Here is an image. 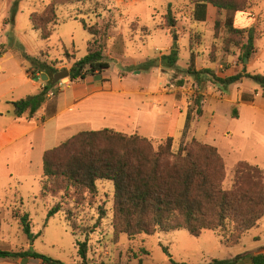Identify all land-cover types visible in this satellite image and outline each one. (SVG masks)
Listing matches in <instances>:
<instances>
[{
    "label": "rangeland",
    "instance_id": "374dc122",
    "mask_svg": "<svg viewBox=\"0 0 264 264\" xmlns=\"http://www.w3.org/2000/svg\"><path fill=\"white\" fill-rule=\"evenodd\" d=\"M258 1L253 0L252 8L245 13L257 32V53L246 63L240 59L238 48L227 50L225 23L236 15L209 6L207 21L195 22L192 17L195 6L191 0H93L60 6L57 9L60 23L50 42L44 41L41 33L33 29L31 17L42 15L52 0H0V113L14 114L12 102L36 95L39 92L36 84H46L41 80L29 81L25 69L32 68L33 63L28 57L56 64L60 71L70 70L75 62L87 56L92 40L83 23L89 27L97 25L106 36L110 70L93 80L100 86L112 84L115 92L133 93L131 96L140 110L139 129L131 126L127 134L139 133L153 140L155 146L172 137L175 152L194 139L214 146L226 163L227 175L239 162L264 170L261 87L249 78L226 90L208 80L201 86L187 74L193 54L197 71L211 69L225 78L246 69L251 75L264 76V1L261 4ZM169 12H172L173 27L167 19ZM216 22L223 24L217 35ZM173 52L177 62L171 65L168 57ZM103 79L108 82L103 83ZM69 80L55 85L50 98L68 88L66 95L71 96L72 87L66 86ZM246 89L257 91L255 102L238 104L236 99ZM197 96H203L200 116L199 108L194 105ZM54 125V121L47 125L46 135L43 129L34 134L32 165L12 164V175L1 173L0 251H34L62 264H82L78 242L88 240V264H193L199 261L232 264L264 246V218L234 248L225 247L210 231L204 232L201 239L187 231H176L142 235L134 241L122 235L116 240L111 226L114 187L106 181L98 183L99 196L93 206L87 203L77 206L62 196L42 201L38 196L43 152L81 132L76 127L57 132ZM57 205H62L63 211L48 218ZM100 206L108 210V217L100 218ZM18 210L30 215L34 241L15 220L14 213ZM142 250H147L150 256L145 257ZM0 264L44 262L34 258L0 259Z\"/></svg>",
    "mask_w": 264,
    "mask_h": 264
},
{
    "label": "trees",
    "instance_id": "16d2710c",
    "mask_svg": "<svg viewBox=\"0 0 264 264\" xmlns=\"http://www.w3.org/2000/svg\"><path fill=\"white\" fill-rule=\"evenodd\" d=\"M93 0H52L40 16L32 15L33 29L41 33L44 41L50 42L59 19L57 9L89 3ZM253 0H191L195 6L193 20L206 22L208 7L234 15L245 14L252 8ZM264 1V0H263ZM167 19L173 27L172 12ZM235 19L225 23L228 34L227 47L240 50V59L251 60L257 53V32L251 27L241 29L235 26ZM84 29L90 33L87 56L75 62L70 69V81H84L87 77L101 75L110 70L108 62L106 36L97 25ZM216 22V35L222 28ZM33 67L25 69L32 80H40L42 73L48 74L50 82L34 96L13 103L17 118L27 116L28 120L46 108L42 122L53 118L57 113V97L51 99L50 92L53 77L60 70L56 64L28 57ZM171 65L176 64L177 55L168 57ZM195 57L191 55V64L187 74L202 84L208 80L224 90L236 85L244 78L254 80L262 89L264 96V76L243 72L222 78L214 70L194 69ZM257 91H242L241 102H255ZM203 96H197L194 105L197 114L201 108ZM237 117V113H234ZM191 116L188 115V121ZM109 182L114 187L111 226L118 240L126 235L134 241L142 235L154 236L158 233L187 231L192 237L200 238L204 232H213L227 248L242 244L245 235L256 229L264 218V170L248 162L237 163L231 174L227 175L226 163L219 150L196 139L174 151V139L168 137L155 146L154 141L139 133L128 135L111 129L83 131L45 152L43 157V176L39 199L67 197L77 206L96 205L99 190L98 183ZM63 211L62 205L55 206L48 215L53 218ZM100 218L108 217V210L99 207ZM14 218L23 228L31 241L32 222L29 214L19 210ZM149 257L147 250H142ZM88 240L78 242V254L82 264H88ZM41 259L44 264H62L34 251L18 253L0 251V259ZM241 264H264V254L248 253L236 260ZM173 264H183L176 263ZM213 264H229L214 261Z\"/></svg>",
    "mask_w": 264,
    "mask_h": 264
},
{
    "label": "crops",
    "instance_id": "0c3cea01",
    "mask_svg": "<svg viewBox=\"0 0 264 264\" xmlns=\"http://www.w3.org/2000/svg\"><path fill=\"white\" fill-rule=\"evenodd\" d=\"M262 1L260 0L257 3L261 4ZM246 15L235 16L236 27L246 29L253 25L252 19L248 20ZM101 76L102 74L90 76L79 82H71L69 80L66 86L72 87L71 96L66 95V91L70 88L65 92L56 93L58 100L57 113L53 118L45 122H42V119L46 115V106L31 120H28L27 116L17 118L15 112L13 114L11 111L0 113V178L2 177L1 173L8 172V175L13 174L11 170L12 164L27 163L32 165L33 158L31 153L35 152L34 134L43 129V133L46 135L47 125L52 121L55 122L54 129L57 132L76 127L80 128L81 132L111 129L127 134L126 132H130L131 126L135 130L139 129L137 115H139L140 110L136 106L133 96H131L134 94L126 91L115 92L112 84L106 83L100 86L99 82L93 79ZM28 79L29 81L31 80L30 77ZM102 82L108 81L103 79ZM36 85L39 90L45 86L43 83ZM49 97H51L50 94ZM236 101L238 104L241 103V96H238ZM44 154L45 152H43V157ZM203 262L199 261V263L193 264H204ZM232 264L241 263L234 261Z\"/></svg>",
    "mask_w": 264,
    "mask_h": 264
},
{
    "label": "water",
    "instance_id": "95a60500",
    "mask_svg": "<svg viewBox=\"0 0 264 264\" xmlns=\"http://www.w3.org/2000/svg\"><path fill=\"white\" fill-rule=\"evenodd\" d=\"M246 63H248V60H246ZM70 77V70H63L60 71L58 73H56L53 77V81H52V85L55 86L58 83L64 81L65 79H69ZM40 80L44 83H48L50 82V77L48 76V74L46 73H42L40 75ZM254 255H261L264 254V246H262L261 248L257 249L256 251L253 252Z\"/></svg>",
    "mask_w": 264,
    "mask_h": 264
}]
</instances>
